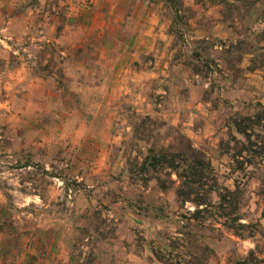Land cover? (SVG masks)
<instances>
[{
    "label": "rangeland",
    "instance_id": "rangeland-1",
    "mask_svg": "<svg viewBox=\"0 0 264 264\" xmlns=\"http://www.w3.org/2000/svg\"><path fill=\"white\" fill-rule=\"evenodd\" d=\"M3 10L0 264H264V0ZM148 116L160 126L138 129ZM246 116L250 152L231 122ZM176 131L221 187L239 185L244 238L213 218L187 222L193 205L143 180L147 150L177 146ZM222 142L253 164L241 169Z\"/></svg>",
    "mask_w": 264,
    "mask_h": 264
},
{
    "label": "trees",
    "instance_id": "trees-1",
    "mask_svg": "<svg viewBox=\"0 0 264 264\" xmlns=\"http://www.w3.org/2000/svg\"><path fill=\"white\" fill-rule=\"evenodd\" d=\"M223 44V43H222ZM193 72L200 74L201 70L194 65ZM262 107L264 115V105ZM261 114L257 115L262 118ZM254 116H246L231 119L235 130L243 135L247 140V152H250L252 141L251 135L248 132L250 128L255 125H245L244 123H252ZM143 125L138 129L144 128L147 123L159 127L157 121H153L149 116L143 119ZM263 119L258 121V128H264ZM136 130V136L140 134V139L146 140L145 135H142L140 130ZM178 137V145H169L168 147L153 145L147 150V155L139 163L140 173L144 181L155 179L158 186L163 192L173 190L175 192L178 203L184 207L187 204L194 206V211H188L189 216H185L187 222L201 221L213 218L216 221H223L220 223L223 227L233 232L236 236L244 238L246 230L249 229V223H242V214L240 213L239 201V185L236 189L231 191L225 187H221L214 167L208 155L201 149H198L194 144L182 133L176 131ZM144 133V132H143ZM244 146V145H243ZM221 148L228 154H231L233 160L239 161L241 169L245 165L251 166L252 159L246 160L243 158L244 151H234L232 147L222 142ZM239 158H243L240 160ZM150 172L154 175L150 176ZM132 173V171H131ZM175 177V178H174ZM216 196V200L214 199ZM219 223V222H218ZM206 251L212 253L210 248ZM209 256V255H208ZM162 260V259H161Z\"/></svg>",
    "mask_w": 264,
    "mask_h": 264
},
{
    "label": "crops",
    "instance_id": "crops-1",
    "mask_svg": "<svg viewBox=\"0 0 264 264\" xmlns=\"http://www.w3.org/2000/svg\"><path fill=\"white\" fill-rule=\"evenodd\" d=\"M5 0H0V19H3V3H4ZM7 1V0H6Z\"/></svg>",
    "mask_w": 264,
    "mask_h": 264
}]
</instances>
